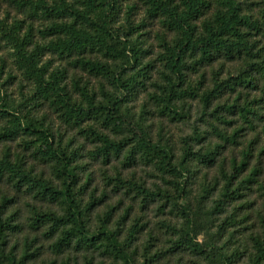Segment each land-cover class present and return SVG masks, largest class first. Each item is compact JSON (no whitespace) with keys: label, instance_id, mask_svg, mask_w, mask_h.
Returning a JSON list of instances; mask_svg holds the SVG:
<instances>
[{"label":"rangeland","instance_id":"374dc122","mask_svg":"<svg viewBox=\"0 0 264 264\" xmlns=\"http://www.w3.org/2000/svg\"><path fill=\"white\" fill-rule=\"evenodd\" d=\"M237 1L241 4L243 13L251 14L253 18L260 17L262 0ZM211 2L212 7L203 18L217 8V0ZM132 4L134 11L128 19L137 32L120 36L122 32L130 31L126 11L127 6ZM111 17L114 19L112 26L115 37L121 41L130 40L141 54L138 64L132 63V68L122 71L125 77L118 74L132 82L129 92L117 90L100 75L67 66L65 60L58 59L53 54L44 55L43 61L52 59L50 71L58 66L67 68V83L74 100L78 103H83V100L70 84L73 78L95 91L98 99L104 98L100 91L102 86L105 91L111 94L116 92L122 97V128L115 129L113 124H107L102 119L83 120L79 124L68 123L50 98L44 100L38 97L33 82L19 69L6 33L16 21H23L21 35L23 36L28 27H31L33 41H41L43 39L39 29L43 28L47 21L32 17L28 10H20L10 0H0L1 95L24 115L34 117L51 128L57 135V143L71 154L74 159L73 166L78 173L74 191L80 203L88 207L87 216L92 230H97L102 223L107 222L139 263L143 262L145 257H151L155 260L154 264H219L209 263L184 249L183 244L180 247H177V244L188 226L187 212L190 211L191 217H194L192 235L197 232L198 241L207 237L204 233L208 228L216 231L217 227L214 225L226 221L224 224H227L226 228L229 227V231L225 230V234L218 236L216 244L224 247L228 255L242 245L243 240L240 231L235 232L234 238L229 237V232L242 229V232L249 233L260 227L258 216L260 212L264 215V197L255 188L245 191V196L228 202L226 212L215 214L214 210L215 199L218 198L217 178L221 177L217 161L224 163L231 171V158L235 156L238 160L241 159V150L248 142H255L256 151L264 150V116L256 118L255 126L249 128L238 114L224 110L222 105L232 103L237 93L231 91H226L212 100L210 107L204 110L201 95L212 86V68L208 65L199 67L195 72L191 69L187 71L186 86L195 91V95L178 100L177 113L165 111L158 105L157 99L163 90L167 72L160 59L162 51L160 39L163 37L169 41L173 38V32L165 29L159 19L147 18L142 0H118L115 14L108 15V18ZM258 38L260 48L264 45V38L260 36ZM98 55V58L105 59ZM214 63V69L221 70V78L236 75L243 67V61L238 56L220 58ZM241 91L243 100L248 94L258 93L255 89ZM259 105H264V101L259 100ZM261 111L264 114V107ZM6 124V119L0 117V133ZM240 125L244 127L240 136L234 138L232 142L229 141L228 135ZM141 130L145 131L152 143L157 145L149 154L145 152L147 148L138 144ZM196 132L202 134L203 138L200 141L192 140ZM100 133L109 135L114 140L124 139L132 134L135 140L133 143V139L127 140L128 145H125L120 154L105 157L101 150L102 142L97 136ZM219 133L225 135L226 139L219 136ZM187 137L193 151L207 152L217 149V154L216 160L211 164L198 159L188 161L190 174L186 180L185 195L181 196L175 188L176 182L181 179L180 176L172 173L171 166H168L165 160L161 162L160 156L162 159L161 150H170L171 165L179 164ZM30 139L28 135H20L12 140L0 137V156L5 152L11 155V159L15 160L17 156L33 175H42L51 179L55 185H59L60 179L55 175L54 163L43 157L30 144ZM262 158L264 160V153ZM261 179H264V171ZM15 184L7 175L0 179V201L3 196L11 199L4 216L14 214L13 224L17 225V228L7 232L8 250L14 251L17 258L22 255V251L27 253L21 264H88L85 262L86 254L73 249L62 255L55 252L52 245L57 236L45 234L46 222H40L36 226L32 220L34 213L63 214L62 205L58 202L40 200L34 190H29L26 185L19 190ZM231 213L234 221L231 218L225 219ZM232 221L234 224L230 225ZM92 256L90 264H116L112 258L102 255L99 251L90 253L88 258ZM243 263L239 259L234 264Z\"/></svg>","mask_w":264,"mask_h":264},{"label":"trees","instance_id":"16d2710c","mask_svg":"<svg viewBox=\"0 0 264 264\" xmlns=\"http://www.w3.org/2000/svg\"><path fill=\"white\" fill-rule=\"evenodd\" d=\"M142 1L147 18L159 19L165 29L173 32V38L169 41L163 37L160 39L162 46L160 59L167 72L163 90L158 94V105L167 112L177 113L178 100L187 96L193 97L196 93L186 86L187 71L191 69L195 72L199 67L208 65L212 68V86L201 95L204 110L210 107L212 100L220 97L224 92H237L233 102L223 104L222 108L238 114L243 123L253 128L255 119L264 116L261 113L264 105H259V100L264 101V45L258 47L260 40L258 36L264 38V0L260 8V17L257 18L243 13L242 6L237 0H217V8L206 18L203 16L211 9V0ZM10 2L20 10H28L32 17L47 21L43 24V28L39 29L43 39L41 41H33L31 27H28L23 36L21 35L23 21H16L6 33L15 61L19 69L35 85L38 97L44 100L50 98L68 123L79 124L83 120L102 119L107 124H113L115 129L122 128V97L116 92L111 94L105 91L102 86L100 91L104 98L98 99L95 91L73 78L70 84L83 100V103H78L74 100L67 83V68L58 66L50 71L52 59L43 61L44 55L53 54L58 59L65 60L67 66L100 75L117 90L129 92L132 82L129 78L124 79L118 74L125 77L122 71L132 68V63L138 64L141 54L130 40L121 41L120 38L115 37L112 26L114 19L108 18V15L115 14L118 0H10ZM133 11L134 4L127 6L126 16L130 31L122 32L120 36L137 32L128 19ZM46 37L50 38L46 39ZM98 54L105 59L98 58ZM92 55L97 57L93 58ZM235 56L242 59L243 67L236 75L221 78V70L214 69L215 60ZM133 81L135 82V78ZM243 89H255L258 93L248 94L243 100L241 91ZM0 117H4L7 121L0 137L12 140L20 135H28L31 138L30 144L43 157L54 163L55 175L60 179L59 185H55L51 179L42 175H33L17 156L15 160L11 159L8 152L0 156V179L7 175L8 179L16 183L17 189L21 190L22 186L26 185L29 190H34L40 200L58 202L62 205L63 214L44 212L34 213L32 217L36 226L40 222L47 223L45 232L47 236H57L52 245L55 252L62 255L73 249L86 254L85 262L88 264L93 259V256L88 258V255L96 251L112 258L116 264H154L155 260L151 257H145L144 261L139 263L133 253L120 241L118 235L110 229L107 222L102 223L97 230L91 229L87 216L88 207L80 203L74 191L78 181L77 169L73 166L74 159L57 143V135L51 128L34 117L24 115L13 104L5 101L1 90ZM243 129V125H240L228 135L227 139L232 142L234 138L240 136ZM97 136L102 142L101 150L105 157L120 154L125 145H128L127 140L133 139L132 143L135 140L132 134L117 140L101 133ZM219 136L226 139L222 133H219ZM138 137L141 138L138 144L148 149L145 150L147 154L157 148L145 131L141 130ZM188 138L179 164L171 165L170 150H161L162 159L160 156V161L165 160L166 164L171 166L170 171L180 176L181 179L176 182L175 188L181 196L185 195L186 180L190 174L188 163L198 159L211 164L216 160L217 154V149L207 152L193 151ZM202 138L201 132H196L192 140L200 141ZM254 143L250 141L243 147L241 159L238 160L235 156L231 158V171L224 163L217 161L216 165L219 166L221 177L217 178L219 187H217L218 198L215 199V214L226 212L228 202L231 203L245 196V191L255 188L264 197V179H261L264 171L262 158L264 150L256 151ZM246 171L248 173L245 174ZM142 190L146 191V189ZM10 202L11 199L7 196H3L0 201V264H21L27 253L22 251V255L17 258L15 252L8 250L7 247V232L17 228V225L13 224L14 214L4 216ZM233 213L225 219L233 220ZM190 214L191 211L187 212L188 226L183 236L181 235L183 240H177V247L183 244L184 249L209 263L234 264L241 259L243 264H264L263 212L258 216L260 227L257 230L254 229L249 233L242 232V229L229 232V237L234 238L235 232L240 231V237L243 238L242 245L230 255L224 247L216 244V238L225 234V230L229 231V227L226 228L227 224H224L226 221L215 224L216 231L208 228L204 233L207 237L198 241L196 239L198 233L194 232L195 235H192L194 217L192 218ZM233 221L230 225L234 224Z\"/></svg>","mask_w":264,"mask_h":264}]
</instances>
